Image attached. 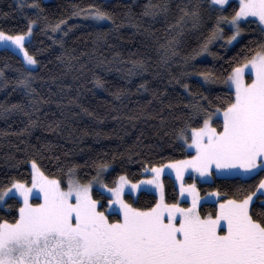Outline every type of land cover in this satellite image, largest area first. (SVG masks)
I'll return each instance as SVG.
<instances>
[{
    "label": "snow or ice",
    "instance_id": "obj_1",
    "mask_svg": "<svg viewBox=\"0 0 264 264\" xmlns=\"http://www.w3.org/2000/svg\"><path fill=\"white\" fill-rule=\"evenodd\" d=\"M33 6L40 8L37 0ZM157 7L147 5L144 14L155 16ZM177 9L179 14L169 28L179 31L160 46L164 64L170 65L178 55L177 37L185 26H199L205 12L215 23L199 50L182 58L185 68H194L195 57L209 53L214 42L224 40V47L239 43L245 31L242 25L255 24L254 31L264 35V0H238V6L233 0H189ZM81 13L98 24L111 20L93 4L73 15ZM35 23L29 20L27 31L17 34L0 30L4 50L23 53L26 78L18 83L30 91L29 66L38 61L25 45ZM65 23L61 20L48 27L53 33L62 32ZM53 43L63 46L62 38L53 37ZM230 62L222 80L227 92L214 100L201 95L187 105V116L175 132L182 141L184 159L147 162L141 173L145 178L135 182L126 174L109 182L111 165L106 161L96 163L95 175L81 182L75 165L66 172L61 169L57 177L46 174L33 159L30 181L10 179L0 185V206L10 209L8 200L19 205L11 219L0 218V264H264V178L247 183L264 176V41ZM133 64L143 69V61ZM198 75L205 83L220 79L211 70ZM96 84L102 86V81L97 79ZM140 87L147 91L144 84ZM10 109L22 107L13 104ZM168 170L175 173L180 195L191 197L189 207L166 202L161 177L170 175ZM188 172L196 174L191 184L185 183ZM217 176L239 178L243 183L228 198L219 191L210 193L219 198L217 209L202 215L195 181L208 182ZM148 191L159 194L150 207H134L125 198ZM33 198L39 202L33 203ZM258 201L261 211L255 210Z\"/></svg>",
    "mask_w": 264,
    "mask_h": 264
},
{
    "label": "trees",
    "instance_id": "obj_2",
    "mask_svg": "<svg viewBox=\"0 0 264 264\" xmlns=\"http://www.w3.org/2000/svg\"><path fill=\"white\" fill-rule=\"evenodd\" d=\"M37 2L39 9L33 6V0H27L26 5L0 0V30L9 34L26 32L29 20L36 21L25 47L38 61L34 69H29L30 91L18 83L26 78L20 55L0 49V185L10 179L30 181L29 164L33 159L46 174L57 177L61 169L66 172L75 165L81 182L95 175L98 162L111 165L109 182L120 174L135 182L144 178L141 173L147 162L184 159L186 153L181 151L182 141L175 132L187 116V105L201 95L214 100L225 94L227 87L222 80L232 66L230 58L239 59L249 47L264 41V35L254 31L255 24L242 25L245 31L239 43L224 47V40L214 42L209 45V53L195 57L194 68H185L182 58L199 50L215 23L205 12L199 26H185L177 37L178 55L170 65L164 64L160 46L176 36L179 29L169 25L179 14L177 5L189 0ZM89 4L102 8L111 20L98 24L83 13L73 15L79 9L87 10ZM149 4L160 6L155 16L144 14ZM165 6L167 11L163 10ZM61 20L66 21L61 25L63 31L53 33L48 26ZM53 37L62 38L63 46L53 43ZM134 61H143V69L136 68ZM209 70L220 78L219 82L205 83L198 75ZM182 71L191 75L181 76ZM97 79L102 86L96 84ZM13 104L21 105L22 110L10 109ZM261 178L264 176L247 183H258ZM162 180L166 202H178L179 182L169 176ZM195 182L202 215L217 209L219 198L210 193L219 191L228 198L243 183L234 177ZM185 183H193L192 177H185ZM125 198L141 208L157 200L151 192ZM8 204L10 209L0 207V218L11 219L17 212L19 205L14 200H8ZM255 210H262L259 201Z\"/></svg>",
    "mask_w": 264,
    "mask_h": 264
},
{
    "label": "rangeland",
    "instance_id": "obj_3",
    "mask_svg": "<svg viewBox=\"0 0 264 264\" xmlns=\"http://www.w3.org/2000/svg\"><path fill=\"white\" fill-rule=\"evenodd\" d=\"M40 1H42V2H48V1H50V0H40ZM233 1H235L236 4L238 5V0H233ZM16 2H18V4H22V5H26V4H27V0H16ZM30 38H31V35H30L29 38H26V39H27V42L30 40ZM27 42H26V43H27ZM0 49H4V47H3L2 44H0ZM9 50L18 53V54L20 55L22 61H23V53H22V52H20L18 49H14V48H10ZM34 68H35V65L29 66V69H34ZM165 164H166V163H165ZM29 167H30V172H31V163L29 164ZM168 172H170L171 174L169 175V174L166 173V174L163 175V176H169V177L173 178V179L176 181L174 171H172V170H168ZM193 175H196V174L191 173V172H188V173L185 174V177H187V176L192 177ZM163 176H162V177H163ZM162 177H161V179H162ZM217 177H220V176H217ZM144 178H145V177H144ZM144 178H143V179H144ZM209 180H210V179H209ZM197 181H198V182H205L203 179H197ZM148 192H151V193L155 194L156 197H157V199L159 198V194H158V193H155V192H152V191H148ZM136 193H137V192H136ZM134 195H135V193H132V194H131L132 197H134ZM32 202H33V203H37V202H39V201H38L37 199L33 198V199H32ZM178 202L180 203L181 207H189V206L191 205V197L188 196L187 194H185L184 196H181V195H180V196H179V200H178ZM184 203H185V206H183ZM0 207H1V206H0Z\"/></svg>",
    "mask_w": 264,
    "mask_h": 264
}]
</instances>
